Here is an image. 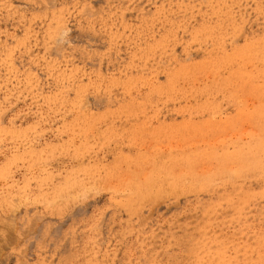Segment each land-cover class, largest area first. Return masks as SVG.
Segmentation results:
<instances>
[{
	"label": "rangeland",
	"instance_id": "rangeland-1",
	"mask_svg": "<svg viewBox=\"0 0 264 264\" xmlns=\"http://www.w3.org/2000/svg\"><path fill=\"white\" fill-rule=\"evenodd\" d=\"M0 264H264V0H0Z\"/></svg>",
	"mask_w": 264,
	"mask_h": 264
},
{
	"label": "bare ground",
	"instance_id": "bare-ground-1",
	"mask_svg": "<svg viewBox=\"0 0 264 264\" xmlns=\"http://www.w3.org/2000/svg\"><path fill=\"white\" fill-rule=\"evenodd\" d=\"M12 52V51H11ZM66 60V59H65ZM67 67V66H66ZM71 69V68H70ZM213 69V68H212ZM64 72V71H63ZM30 80V79H29ZM46 102V101H45ZM243 181V180H242Z\"/></svg>",
	"mask_w": 264,
	"mask_h": 264
}]
</instances>
